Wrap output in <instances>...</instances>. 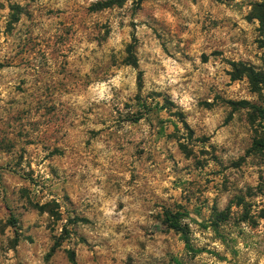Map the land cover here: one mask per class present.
Listing matches in <instances>:
<instances>
[{"label": "rangeland", "instance_id": "374dc122", "mask_svg": "<svg viewBox=\"0 0 264 264\" xmlns=\"http://www.w3.org/2000/svg\"><path fill=\"white\" fill-rule=\"evenodd\" d=\"M102 1L0 0V264H264V0Z\"/></svg>", "mask_w": 264, "mask_h": 264}, {"label": "trees", "instance_id": "16d2710c", "mask_svg": "<svg viewBox=\"0 0 264 264\" xmlns=\"http://www.w3.org/2000/svg\"><path fill=\"white\" fill-rule=\"evenodd\" d=\"M125 0H105L102 2H95L93 4V9H101L104 7L112 6V5H120ZM142 0H131V3L133 5V8H138L140 2ZM259 24L262 26L264 25L263 17L261 14H256L254 16ZM134 39V38H133ZM124 61L126 64H129L133 67H136V57L134 54V40L126 45L125 47V56ZM246 77L248 82L251 85H257V84H264V72L256 71L251 66L247 65H236L232 64V70L230 72V79H238L240 77ZM137 79H139V72ZM228 104L231 107V110L237 109V108H248L255 117H258V125L261 129H264V126L260 124V120L262 119L264 115V105L259 106L254 103H250L246 100H238V101H228ZM251 149L264 153V141L261 139H256L251 143L250 146ZM178 215L179 213H170L166 211L164 213V221L166 223V227L170 228L176 232H179L183 238H185V230L182 225L178 222ZM11 223H14V220H11ZM55 244L50 247L49 252H52L54 250ZM69 260L72 261V255L69 254Z\"/></svg>", "mask_w": 264, "mask_h": 264}]
</instances>
